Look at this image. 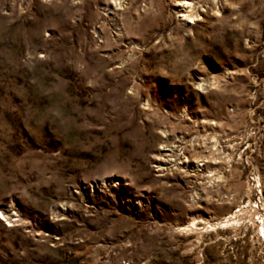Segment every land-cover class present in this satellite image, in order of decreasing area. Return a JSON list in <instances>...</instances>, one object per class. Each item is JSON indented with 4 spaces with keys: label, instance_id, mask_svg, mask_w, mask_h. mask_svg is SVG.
Here are the masks:
<instances>
[{
    "label": "rangeland",
    "instance_id": "rangeland-1",
    "mask_svg": "<svg viewBox=\"0 0 264 264\" xmlns=\"http://www.w3.org/2000/svg\"><path fill=\"white\" fill-rule=\"evenodd\" d=\"M0 264H264V0H0Z\"/></svg>",
    "mask_w": 264,
    "mask_h": 264
},
{
    "label": "bare ground",
    "instance_id": "bare-ground-1",
    "mask_svg": "<svg viewBox=\"0 0 264 264\" xmlns=\"http://www.w3.org/2000/svg\"><path fill=\"white\" fill-rule=\"evenodd\" d=\"M187 2H188V1H187ZM189 4H190V3H189ZM187 7H190V6H187ZM185 14H186V13H185ZM1 213H2V212H1ZM4 215H5V214H4ZM11 218H12V217H11ZM229 219H230V218H229ZM229 219H228V220H229ZM226 221H227V220L223 221L222 224L225 223ZM192 226H193V225H192ZM188 228H190V226L182 227V229H188Z\"/></svg>",
    "mask_w": 264,
    "mask_h": 264
}]
</instances>
